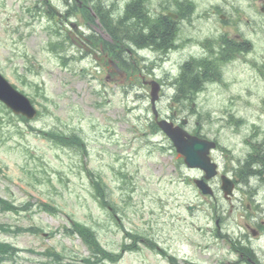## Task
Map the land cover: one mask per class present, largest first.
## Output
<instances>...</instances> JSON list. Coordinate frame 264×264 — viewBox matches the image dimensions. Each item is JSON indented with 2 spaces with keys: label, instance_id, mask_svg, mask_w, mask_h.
<instances>
[{
  "label": "rangeland",
  "instance_id": "rangeland-1",
  "mask_svg": "<svg viewBox=\"0 0 264 264\" xmlns=\"http://www.w3.org/2000/svg\"><path fill=\"white\" fill-rule=\"evenodd\" d=\"M101 1L109 5L118 2L119 9L125 2ZM160 1L151 0L149 5L158 8ZM193 1L199 17L193 27L183 26L187 34L201 37L209 30V25L200 19L201 11L215 4H219L221 13L210 12H215L213 19L217 24L220 14L226 16L237 9L241 18L237 26L242 27L245 19H250L251 29H255L250 36L254 44L252 55L261 61L263 75L256 68L238 63L225 78L228 87L210 88L213 93L199 95L192 108L188 102L178 105L176 111L178 118L190 114V123L197 121L203 135L218 139L230 150L227 155L220 151L215 155L221 168L231 169L241 157L239 142L243 137L264 140V18L256 10L261 0ZM35 2L44 8V0H0V71L18 90L34 97L41 111L31 121L14 120V124L1 130L0 196L17 203L48 201L60 211L51 215L36 207L26 214L0 210V224L11 227L9 231L0 230V240L17 247L16 255L0 264H85L82 259L88 250L79 238L59 232L48 236V232L67 224L69 217L93 226L101 244L116 254L123 244L134 240L128 233L156 242L151 246L139 237L138 250L124 252L114 263L98 264H187L183 258L203 264H228L235 260L238 254L232 249V242L218 236L216 230L239 236L241 224L257 218L260 210L248 202L247 194L238 190L232 201L234 208L218 186L215 198L202 195L192 184L198 172L184 165L165 136L148 134L152 118L148 88L144 89L135 76L113 73L110 66L109 75L103 72L102 53L89 40L92 34L104 38L97 20L87 21L79 13L68 16L65 0H50L60 12V19L54 22L45 14H31ZM55 28L59 34L53 32ZM57 40L59 49L52 46ZM182 56L183 53L174 54L170 62L176 63ZM93 61L100 64L101 72L90 77ZM139 64L146 74L143 62ZM155 72L160 74L158 69ZM135 89L147 99H137ZM165 90L169 91V87ZM169 95L165 93L158 105L164 115L175 113L177 108L171 105ZM139 111L143 116H138ZM229 112L244 120L237 127L238 132L227 126ZM29 125L76 132L84 140L86 152L79 147L55 145L30 130ZM84 168L107 187L106 198L116 208L115 217L112 212L108 214V207L97 204ZM258 184L253 187L257 185L256 198L264 210V186L262 182ZM187 204L193 208L188 210ZM31 225L40 226L43 231L17 229ZM248 233L251 235L250 229ZM252 241L264 263V230ZM48 247L61 255V262L48 261ZM169 254L177 257L175 263Z\"/></svg>",
  "mask_w": 264,
  "mask_h": 264
},
{
  "label": "trees",
  "instance_id": "trees-1",
  "mask_svg": "<svg viewBox=\"0 0 264 264\" xmlns=\"http://www.w3.org/2000/svg\"><path fill=\"white\" fill-rule=\"evenodd\" d=\"M144 1L145 0H134L127 5L125 11V21L127 19L129 20L126 22L128 24L126 27H124V30L127 31L128 36L133 38L134 41L138 42V44L153 43L158 46L168 45L171 40L172 29L174 27L175 21L171 20L167 16L151 18V16L148 15L149 10L147 9V6L143 4ZM187 9L188 5H177V10L181 13L186 12ZM98 10L101 12L103 21L105 23H110V19L104 12L105 9L103 7L101 8L100 6H98ZM133 19L135 21H132ZM139 29H141V31ZM185 75V81L183 82V84L180 83V87L178 89L179 93L182 94L183 97L187 95L186 87L192 86V84H195L197 82L196 76L194 75L193 71H189ZM154 128H156V126H154ZM243 169V179L248 178V174L255 170L253 169L251 163L247 162L246 166L244 165ZM258 172H260L259 169ZM95 183L96 196L100 198V203L102 205L107 206L109 202L106 200V192L103 186L99 185L97 182ZM0 205L3 210H12L18 212L20 211V209L25 210L26 208H28L30 203H26V205L22 206H14L13 204L1 201ZM38 206L51 213H56L57 211L56 207L50 205V203L39 202ZM70 232L77 233L81 236L82 240L87 244V246L91 250V255L94 257L95 260H99L102 257L110 256V254L107 253V251H105L100 246L99 242L96 239L95 232L92 231L90 227L83 225L77 220H72V228L70 229ZM9 247L10 246L8 244L0 242V251L6 252L7 248ZM54 257V259H58L59 255L57 253H54ZM232 264H238V262H234Z\"/></svg>",
  "mask_w": 264,
  "mask_h": 264
},
{
  "label": "water",
  "instance_id": "water-1",
  "mask_svg": "<svg viewBox=\"0 0 264 264\" xmlns=\"http://www.w3.org/2000/svg\"><path fill=\"white\" fill-rule=\"evenodd\" d=\"M0 98L7 102L12 108H17L28 115L29 111L33 113L26 99L12 89L0 77ZM158 125L172 138L179 152L184 155V160L188 165L199 166L206 171V177L214 174V165L210 163L207 157L208 148L213 143L207 142L196 137L187 136L181 128L173 126L165 120L158 121ZM187 136V138H185ZM200 182V181H199ZM199 184V183H198ZM205 191V189H204Z\"/></svg>",
  "mask_w": 264,
  "mask_h": 264
},
{
  "label": "flooded vegetation",
  "instance_id": "flooded-vegetation-1",
  "mask_svg": "<svg viewBox=\"0 0 264 264\" xmlns=\"http://www.w3.org/2000/svg\"><path fill=\"white\" fill-rule=\"evenodd\" d=\"M227 37L228 38L224 40H217L214 43L213 49H210L211 46H208L207 44H203L202 50L204 51V53H207V55L211 56L213 60H220V59H224V56H228L236 52L234 42L240 43V46L244 48L243 51H247L249 48L252 47L251 42L249 40H244L240 35L237 34L233 35L232 36L233 38H230V36L227 35ZM216 63L218 62L214 61L202 66V71H204L207 74L208 80H213L217 78L218 72L216 69Z\"/></svg>",
  "mask_w": 264,
  "mask_h": 264
}]
</instances>
